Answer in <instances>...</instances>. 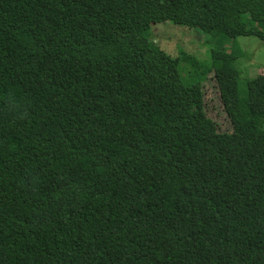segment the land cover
Masks as SVG:
<instances>
[{
    "label": "trees",
    "instance_id": "1",
    "mask_svg": "<svg viewBox=\"0 0 264 264\" xmlns=\"http://www.w3.org/2000/svg\"><path fill=\"white\" fill-rule=\"evenodd\" d=\"M166 21L264 41V0H0V264H264V74Z\"/></svg>",
    "mask_w": 264,
    "mask_h": 264
},
{
    "label": "rangeland",
    "instance_id": "2",
    "mask_svg": "<svg viewBox=\"0 0 264 264\" xmlns=\"http://www.w3.org/2000/svg\"><path fill=\"white\" fill-rule=\"evenodd\" d=\"M152 36L156 43L171 56L183 50L196 57L202 64L212 68L211 50L221 48L237 52L236 66L240 71L239 91L245 90L247 79L264 74V41L255 36H213L196 28L176 25L169 21L153 25ZM183 75L187 73L183 70ZM203 83V82H202ZM205 101L209 114L222 130H230L232 124L222 110L213 74L210 73L203 83Z\"/></svg>",
    "mask_w": 264,
    "mask_h": 264
}]
</instances>
